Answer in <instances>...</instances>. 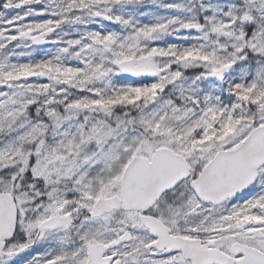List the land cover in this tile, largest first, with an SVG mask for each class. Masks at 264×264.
<instances>
[{
  "label": "snow or ice",
  "instance_id": "1",
  "mask_svg": "<svg viewBox=\"0 0 264 264\" xmlns=\"http://www.w3.org/2000/svg\"><path fill=\"white\" fill-rule=\"evenodd\" d=\"M0 264H264V0H0Z\"/></svg>",
  "mask_w": 264,
  "mask_h": 264
}]
</instances>
